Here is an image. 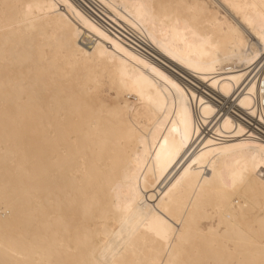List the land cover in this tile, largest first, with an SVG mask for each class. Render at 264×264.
Masks as SVG:
<instances>
[{"label": "bare ground", "instance_id": "obj_1", "mask_svg": "<svg viewBox=\"0 0 264 264\" xmlns=\"http://www.w3.org/2000/svg\"><path fill=\"white\" fill-rule=\"evenodd\" d=\"M261 161L264 0H0V264L258 261Z\"/></svg>", "mask_w": 264, "mask_h": 264}, {"label": "snow or ice", "instance_id": "obj_2", "mask_svg": "<svg viewBox=\"0 0 264 264\" xmlns=\"http://www.w3.org/2000/svg\"><path fill=\"white\" fill-rule=\"evenodd\" d=\"M31 8V6H29ZM260 166L261 175L259 177L261 182V188L264 189V161L259 162V165L254 164L251 169L245 167L237 172H234L231 176V183L228 185H225V190L221 193L224 199H232L235 201V197L232 195L235 193L240 187L246 185L249 183L252 175L255 174L256 168ZM167 195V194H165ZM165 240H168L167 236L163 237ZM168 246L172 247V244L170 241L168 242ZM256 245L253 241H249V247L254 248ZM261 256L258 261H247L245 264H264V240H262L261 243ZM169 264H185L184 261L179 259V254H177L176 257L172 258L169 261ZM217 264H223V262H217Z\"/></svg>", "mask_w": 264, "mask_h": 264}]
</instances>
